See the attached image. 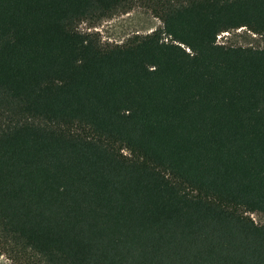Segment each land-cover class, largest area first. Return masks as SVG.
<instances>
[{"label":"trees","instance_id":"1","mask_svg":"<svg viewBox=\"0 0 264 264\" xmlns=\"http://www.w3.org/2000/svg\"><path fill=\"white\" fill-rule=\"evenodd\" d=\"M142 7L124 43L82 32ZM245 29L262 45L218 43ZM264 0H0V255L264 264Z\"/></svg>","mask_w":264,"mask_h":264},{"label":"rangeland","instance_id":"2","mask_svg":"<svg viewBox=\"0 0 264 264\" xmlns=\"http://www.w3.org/2000/svg\"><path fill=\"white\" fill-rule=\"evenodd\" d=\"M161 26L160 20L153 16L150 11L142 7H135L127 12L104 19L94 27H90L87 23H81L79 30L82 32H97L103 42L121 44L134 35H145ZM217 42L243 46L262 45L259 35L241 28L221 33L217 36ZM251 217L257 224L264 225V215L252 213ZM0 264L12 263L5 256L0 255Z\"/></svg>","mask_w":264,"mask_h":264},{"label":"built area","instance_id":"3","mask_svg":"<svg viewBox=\"0 0 264 264\" xmlns=\"http://www.w3.org/2000/svg\"><path fill=\"white\" fill-rule=\"evenodd\" d=\"M223 33H227V32H223ZM219 36V35H218Z\"/></svg>","mask_w":264,"mask_h":264}]
</instances>
